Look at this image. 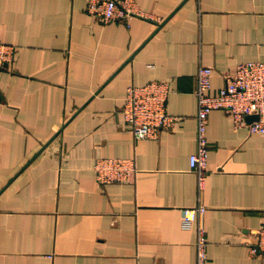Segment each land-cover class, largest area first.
I'll return each instance as SVG.
<instances>
[{
    "label": "crops",
    "instance_id": "1",
    "mask_svg": "<svg viewBox=\"0 0 264 264\" xmlns=\"http://www.w3.org/2000/svg\"><path fill=\"white\" fill-rule=\"evenodd\" d=\"M145 18L104 23L87 0H0V264H264V136L210 114L207 176L197 150L201 66L217 95L242 63L264 62V0H134ZM168 82L178 121L137 139L121 109L129 86ZM104 159L129 182L100 185ZM206 207L182 224L184 209Z\"/></svg>",
    "mask_w": 264,
    "mask_h": 264
},
{
    "label": "built area",
    "instance_id": "2",
    "mask_svg": "<svg viewBox=\"0 0 264 264\" xmlns=\"http://www.w3.org/2000/svg\"><path fill=\"white\" fill-rule=\"evenodd\" d=\"M87 11L104 23L145 18L134 0H87ZM16 48L0 43V70L13 61ZM213 69L201 66L197 74L195 96L198 103L197 150L190 157V167L196 173L200 186L207 176L210 145L207 137L210 114L224 111L236 127H246L250 133L264 136V62L239 64L234 75L226 77V85L217 95L209 94ZM172 89L168 82L153 81L145 86H129L121 109L124 123L129 125L137 139L157 137L159 131L172 127L177 121L167 112V100ZM255 117L254 120L249 119ZM100 185L129 182L135 172L131 161L104 159L95 166ZM206 207L184 209L182 224L190 228L200 221ZM197 264H207L208 243L204 227L198 224ZM250 253L264 259V225L257 231V243L250 246Z\"/></svg>",
    "mask_w": 264,
    "mask_h": 264
},
{
    "label": "water",
    "instance_id": "3",
    "mask_svg": "<svg viewBox=\"0 0 264 264\" xmlns=\"http://www.w3.org/2000/svg\"><path fill=\"white\" fill-rule=\"evenodd\" d=\"M254 119H255V117H252V118H250L249 120L252 121V120H254Z\"/></svg>",
    "mask_w": 264,
    "mask_h": 264
}]
</instances>
